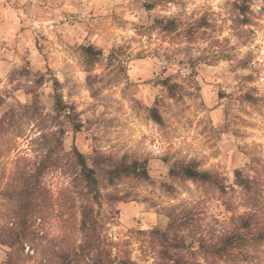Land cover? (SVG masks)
<instances>
[{"label":"clouds","instance_id":"9594fccd","mask_svg":"<svg viewBox=\"0 0 264 264\" xmlns=\"http://www.w3.org/2000/svg\"><path fill=\"white\" fill-rule=\"evenodd\" d=\"M0 264H264V0H0Z\"/></svg>","mask_w":264,"mask_h":264}]
</instances>
